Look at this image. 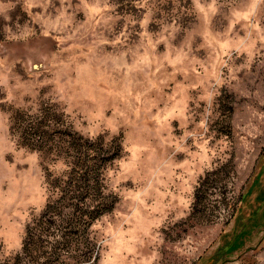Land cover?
<instances>
[{
    "label": "clouds",
    "instance_id": "9594fccd",
    "mask_svg": "<svg viewBox=\"0 0 264 264\" xmlns=\"http://www.w3.org/2000/svg\"><path fill=\"white\" fill-rule=\"evenodd\" d=\"M174 2L179 4V0ZM147 3L148 0H143L141 6ZM193 3L203 15L205 35H208L207 25L212 17L222 9H227L233 19L212 41L217 49L215 63L197 73L195 83H183L176 82V77L182 75L187 81L189 68L195 72L191 65L199 63L189 61V67L182 66L193 51L190 40L175 58L169 53L163 57L155 54L156 44H167L168 38H175L173 34L180 31L176 20L163 29L167 37L162 32L153 42L146 30L151 15L147 13L139 21L147 43L141 45L143 54L137 55L132 49L126 52L122 48L130 35L129 26L136 23L118 11L122 0H78L76 3L74 0H24L31 24H22L20 16L10 14L16 7L12 0H0V35L6 42L16 41L17 48L26 51L23 62L16 60L6 64L7 57L0 58V225L7 219L14 229L22 232L23 222L28 218L27 205L34 203L26 199L29 189L17 166L28 165L29 170L35 169L38 154L37 151L28 153L26 146H21L24 128L16 112L19 108L31 107L35 113L36 97L47 85H55V101L65 106L63 111L68 122L96 151L118 153L106 173L108 191L123 195L126 203L115 213L118 218L115 225L107 223L105 217V226H96L104 236L122 238L126 233L120 230V221L128 223L140 219L142 210L149 215L159 214L158 219L150 221L157 227L169 212L177 213L174 221L183 215L178 209L189 204L184 197L193 191L191 185L196 182L195 177L202 175L205 169L214 170L212 161L222 158L233 146L227 140V133L214 127L219 113L213 105L219 108L222 89L233 98L234 120H229L234 123L233 142L237 137H243L245 142L264 141V71L249 78L243 69L250 65L245 64L229 69L226 78L219 72L223 56L230 48L245 50L243 40L232 41L227 35L241 21L257 34L259 43L264 46V25L258 14L264 0H249L243 10H236L238 0H193ZM81 8L87 10L83 19L77 16ZM223 19L218 22L222 24ZM38 33L46 38L42 46H37ZM103 46H109L112 53H107ZM84 47H88L87 53L80 51ZM169 49L171 51L170 46ZM129 53L131 63L125 60ZM39 61L47 65L41 72H26L27 78L18 75L17 64L26 68ZM169 65L172 71L168 70ZM89 72L107 74L118 88L103 94L106 98L103 104L96 99L102 93L92 88ZM169 83L175 85L171 94L165 92ZM113 96L118 101L115 106L109 99ZM50 97L51 93L41 99L47 101ZM105 111H111V116H104ZM173 121H178V129L173 127ZM220 136L224 139L218 140ZM6 155H11L14 162L9 163ZM56 167L64 169L66 166L60 163ZM124 182H130V186L121 187ZM165 197H168L167 202ZM148 200H152V204L146 203ZM126 210L131 211V216L124 215ZM2 234L3 228H0ZM104 243L109 241L104 240ZM20 247V236L16 235L10 249L18 251Z\"/></svg>",
    "mask_w": 264,
    "mask_h": 264
},
{
    "label": "rangeland",
    "instance_id": "374dc122",
    "mask_svg": "<svg viewBox=\"0 0 264 264\" xmlns=\"http://www.w3.org/2000/svg\"><path fill=\"white\" fill-rule=\"evenodd\" d=\"M76 2L78 0H74ZM12 3L16 7L10 14L20 16L22 24H31L24 0H12ZM142 3L143 0H122L118 11L136 22L129 26L130 35L122 46L123 50L132 49L137 55L143 54L141 45L147 42L142 37L139 21L147 13L151 15L146 30L153 42L159 39L172 20H176L180 31L173 34L175 38L169 37L167 44H156L155 54L163 57L169 53L175 58L190 40L193 51L182 66L189 67V61L199 63L191 65L195 72L189 68L187 81L178 75L176 82L195 83L196 74L215 63L217 49L212 41L227 28L233 16L227 9H222L216 17H212L207 25L208 35H205L203 15L193 0H179V4L174 0H148L143 7ZM248 3L249 0H238L236 10L245 9ZM258 14L264 25V4L260 5ZM86 15L84 8L77 13L82 19ZM221 17H224L222 24L218 22ZM163 34L168 36L167 32ZM96 35L98 37L100 32ZM227 35L232 41L243 40L245 50L230 48L223 56V65L219 68L223 77L228 76L229 69L245 64L250 65L243 69L249 78L264 71V46L245 22L241 21ZM0 42H6L2 35ZM103 47L107 53H112L109 46ZM184 50L187 52V49ZM80 51L87 53L88 47ZM125 60L131 63L132 54L129 53ZM16 67L20 69L18 75L25 76V68H21L20 64ZM167 67L172 71L170 65ZM88 76L92 88L102 93L96 97L101 104L106 102L103 94L118 90L107 74L93 75L89 72ZM174 87L173 83H169L165 92L171 94ZM221 91L223 95L219 108L213 105L219 113L214 127L221 133H227V140L233 146L222 158L212 161L214 170L205 169L202 175L195 177L196 182L191 185L193 191L184 197L190 201L189 204L178 209L183 215L174 221L177 213L169 212L157 227L150 221L158 219L159 214L149 215L142 210L140 219L128 223L121 220L120 230L126 235L113 238L104 236L96 226L104 227L105 217L107 223L115 225L118 219L115 213L126 203L123 195L108 191L106 173L115 163L118 153L96 151L91 142L75 130L63 111L65 106L55 101V85L40 89L35 100V113L31 107L27 110L19 108L16 112L24 128V144L21 146H26L28 153L37 151L38 154L35 169L29 170L28 165L17 166L18 171L23 173L25 187L29 189L26 199L34 203L27 205L28 218L23 222L22 232L14 229L7 219L5 224L0 225L3 228L0 264H12L26 241V244L30 242L31 252L22 258L27 264H264V141L245 142L243 137H237L233 142L234 123H229V120H234L233 98L226 90ZM49 93L51 97L47 101L41 99ZM109 99L113 106L118 103L114 96ZM189 107H192L191 102ZM103 114L110 117L112 113L105 111ZM172 123L178 129V121ZM93 152L96 154L92 155ZM5 159L9 163L14 162L11 155H6ZM60 163L66 167H56ZM129 186L130 182L121 185ZM164 199L167 202L168 197ZM146 203L152 204V200ZM84 204L89 206L90 216L86 211L80 214V209L87 208ZM71 205L77 206L78 211L68 216ZM124 215L131 216V211L126 210ZM16 235L20 236L18 251L10 249ZM104 240L109 243H104Z\"/></svg>",
    "mask_w": 264,
    "mask_h": 264
},
{
    "label": "water",
    "instance_id": "95a60500",
    "mask_svg": "<svg viewBox=\"0 0 264 264\" xmlns=\"http://www.w3.org/2000/svg\"><path fill=\"white\" fill-rule=\"evenodd\" d=\"M44 37H37V46H42ZM0 57H7L6 64H10L16 60H22L26 57L24 49L17 48V42H0ZM47 65L43 61L33 62L30 66L26 67V72L35 73L41 72Z\"/></svg>",
    "mask_w": 264,
    "mask_h": 264
},
{
    "label": "trees",
    "instance_id": "16d2710c",
    "mask_svg": "<svg viewBox=\"0 0 264 264\" xmlns=\"http://www.w3.org/2000/svg\"><path fill=\"white\" fill-rule=\"evenodd\" d=\"M83 206H85V207H87V208H85V210H83V209H80V214L82 215V214H84V213H86V212H88V214H89V216L91 215V212L89 211V210H87L88 209V207L89 206H86L85 204L83 205ZM78 211V207L77 206H74V205H71V210H70V212H68V216L69 215H75L76 214V212ZM86 211V212H85ZM88 217V216H87ZM29 240H31L30 238H29ZM27 242V241H26ZM26 242L25 243H23V246H22V249H21V253H20V255L18 254L14 259H13V263L12 264H22L23 262H24V260H23V255H24V257H26V256H29L30 255V242L29 243H27L26 244ZM4 264H7V262H4ZM23 264H27V262L26 263H23Z\"/></svg>",
    "mask_w": 264,
    "mask_h": 264
},
{
    "label": "crops",
    "instance_id": "0c3cea01",
    "mask_svg": "<svg viewBox=\"0 0 264 264\" xmlns=\"http://www.w3.org/2000/svg\"><path fill=\"white\" fill-rule=\"evenodd\" d=\"M38 37H42V36H38ZM13 42H16V41H13ZM1 58V57H0ZM22 61V60H21ZM23 62V61H22ZM12 63H15V61L14 62H12ZM25 71H26V69H25ZM35 73H37V72H35Z\"/></svg>",
    "mask_w": 264,
    "mask_h": 264
}]
</instances>
